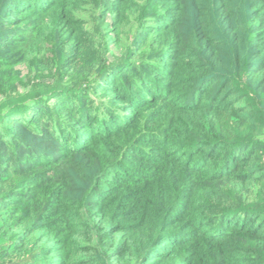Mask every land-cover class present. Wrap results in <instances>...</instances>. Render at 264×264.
Instances as JSON below:
<instances>
[{"label": "trees", "instance_id": "16d2710c", "mask_svg": "<svg viewBox=\"0 0 264 264\" xmlns=\"http://www.w3.org/2000/svg\"><path fill=\"white\" fill-rule=\"evenodd\" d=\"M0 264H264V0H0Z\"/></svg>", "mask_w": 264, "mask_h": 264}]
</instances>
